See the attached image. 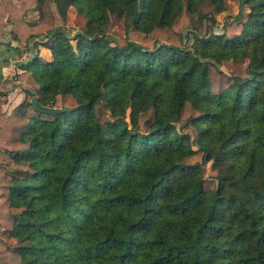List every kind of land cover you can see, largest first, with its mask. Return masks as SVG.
Wrapping results in <instances>:
<instances>
[{
  "label": "trees",
  "instance_id": "16d2710c",
  "mask_svg": "<svg viewBox=\"0 0 264 264\" xmlns=\"http://www.w3.org/2000/svg\"><path fill=\"white\" fill-rule=\"evenodd\" d=\"M224 2L0 0L31 52L14 78L60 99L0 100V264H264V0L230 38Z\"/></svg>",
  "mask_w": 264,
  "mask_h": 264
},
{
  "label": "rangeland",
  "instance_id": "374dc122",
  "mask_svg": "<svg viewBox=\"0 0 264 264\" xmlns=\"http://www.w3.org/2000/svg\"><path fill=\"white\" fill-rule=\"evenodd\" d=\"M240 0H225V10L221 13H218L215 15L216 21L213 22L209 20L207 22L208 31H216L219 33H223L227 38H230L234 36V34H237L241 32L243 28V23L246 20L248 8L244 7L242 11V15L240 16V19H236L233 17V15L238 10V3ZM32 10V8L30 9ZM27 10L24 11V16L27 15V17L31 18L33 16L32 13H27ZM54 15H55V25L65 28L70 34L74 33L77 30H80L85 22V18L79 14L74 7L69 6L66 10V15L64 18L60 17V15L55 10V7H53ZM111 18V28L115 30H122L124 28V24L120 18H116L113 15L110 16ZM9 20L6 19V22ZM149 47L151 46V43L147 44ZM24 49H21V53H19L18 58H21L26 60L31 56V52L25 49V46L23 45ZM39 55L43 59H47L49 51L47 49L42 48L40 46ZM19 48V47H18ZM245 61H248V58L245 59ZM237 63L234 61H225L222 64L219 65L220 69L223 70L225 73H232L234 71V68L236 67ZM25 83V82H24ZM28 87V84L25 83V87H23V92L25 98L30 97L25 93L24 89ZM1 91V90H0ZM60 105V99L59 96H57L55 106L54 108H59ZM34 111L32 108H29V113H33ZM143 130H146V127H144ZM216 173L215 169L212 167V161H207L204 164V174L206 175H214ZM1 181H5L1 178ZM7 181V180H6ZM5 181V182H6ZM2 235L6 238V241L10 244V246L15 244V240L13 238H10L7 234V232H2Z\"/></svg>",
  "mask_w": 264,
  "mask_h": 264
},
{
  "label": "crops",
  "instance_id": "0c3cea01",
  "mask_svg": "<svg viewBox=\"0 0 264 264\" xmlns=\"http://www.w3.org/2000/svg\"><path fill=\"white\" fill-rule=\"evenodd\" d=\"M26 12L33 14L31 18L27 17V15L24 16L26 20H33L38 15L37 10L35 9L27 10ZM9 28L10 22H6L5 19V35L0 38V100H4L1 105V111L6 113H10L14 106L25 97L23 92L25 83L21 80L15 79L13 76L16 72L20 71L18 67L19 63L25 61L22 57L18 58L19 53L22 54L21 49H24V43H18L17 41L12 40L8 33ZM40 48L41 47L39 46V51ZM5 147V143L0 141V150Z\"/></svg>",
  "mask_w": 264,
  "mask_h": 264
},
{
  "label": "water",
  "instance_id": "95a60500",
  "mask_svg": "<svg viewBox=\"0 0 264 264\" xmlns=\"http://www.w3.org/2000/svg\"><path fill=\"white\" fill-rule=\"evenodd\" d=\"M30 90L32 91V89H30ZM30 102L32 103V106L34 107V109L39 111V112H57L60 110V108H54V107L41 105L39 103L37 96H35V95L30 97Z\"/></svg>",
  "mask_w": 264,
  "mask_h": 264
}]
</instances>
